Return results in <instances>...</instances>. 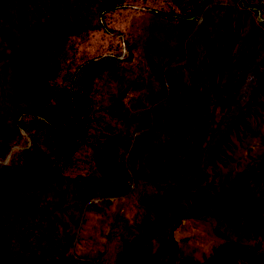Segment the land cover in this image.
Listing matches in <instances>:
<instances>
[{"label": "trees", "instance_id": "obj_1", "mask_svg": "<svg viewBox=\"0 0 264 264\" xmlns=\"http://www.w3.org/2000/svg\"><path fill=\"white\" fill-rule=\"evenodd\" d=\"M147 1L70 0L32 28L23 2L16 22L0 13L22 46L6 40L0 65V223L19 194L65 176L79 208L99 197L86 210L113 205L131 220L110 225L107 238L120 245L114 257L98 252L91 261L71 252L67 228L32 223L28 257L17 264H264V135L260 154L226 185L207 198L190 195L253 106L264 104V2ZM119 72L140 88L128 98L129 121L138 120L125 139L117 128L110 134L93 101L100 80ZM184 220L205 226L211 245L200 258L175 238Z\"/></svg>", "mask_w": 264, "mask_h": 264}, {"label": "rangeland", "instance_id": "obj_2", "mask_svg": "<svg viewBox=\"0 0 264 264\" xmlns=\"http://www.w3.org/2000/svg\"><path fill=\"white\" fill-rule=\"evenodd\" d=\"M19 1L27 6L28 28H32L37 20L52 19L51 10L53 7L55 11L63 13L65 8L71 4L70 0H38L35 4L33 0L30 2L28 0H0V13L4 16L12 14L14 21H18L15 4ZM162 1L164 0H148L146 5L150 8ZM6 40H10L11 45L21 50L22 46L19 43L18 35L0 17V65L9 58L10 50L7 48ZM142 64L147 65V62ZM126 77L122 72H119L113 76L102 78L93 93L94 103L99 109H103L104 116L110 119V126H112L109 128L110 134L113 135V127L117 128L124 139L129 133L135 132V122L138 120L136 118L134 121H129L128 98L140 89L130 86ZM145 80H148V75L142 80V85H147ZM104 86L106 93L103 92ZM102 92L106 95L105 97ZM214 115L217 120L220 116L218 109L214 111ZM263 133L264 104L262 106L255 105L250 114L245 117L243 127L239 128L236 134L228 137V142L216 165L202 169L201 177L195 181L191 189V197L207 198L220 185H226L230 176L241 169L249 158H254L260 154L262 145L259 137L264 135ZM126 141L127 139L124 140V143ZM128 158L129 154H126L125 150L124 152L119 150V160H123L127 164ZM70 185L65 176L45 189L35 193L26 192L18 195L14 210L4 216L0 223V257L7 259L9 264H17L20 257L24 262L28 257L25 244L28 242L30 224L33 223L35 227H38L40 220L52 222L59 231L67 228V234L71 231L73 238L71 239L70 250L77 258L89 256L90 258L86 259L91 261L97 257L98 252H102L100 258L103 260L114 257L112 254L120 250V245L117 241L107 238L110 235V225L114 220L119 221L118 225H120L122 220L128 219L116 213L113 210V205L109 209H104L102 213L86 210L90 203H99V197L88 199L83 207L79 208L75 201L68 200L72 196L70 195ZM75 220H78V226L73 225ZM128 221L131 223V220ZM43 229L44 226L41 230ZM204 229L203 224L184 220V223L175 232V238L182 244L194 246L196 258H200V256L208 253L211 245L209 237L204 234ZM242 241L243 244H253L251 239H243ZM259 249L264 251V241L261 242Z\"/></svg>", "mask_w": 264, "mask_h": 264}, {"label": "water", "instance_id": "obj_3", "mask_svg": "<svg viewBox=\"0 0 264 264\" xmlns=\"http://www.w3.org/2000/svg\"><path fill=\"white\" fill-rule=\"evenodd\" d=\"M258 12H259V10H257ZM258 15V14H257ZM258 17V19H260V17L259 16H257ZM9 157V151L7 152V158Z\"/></svg>", "mask_w": 264, "mask_h": 264}, {"label": "built area", "instance_id": "obj_4", "mask_svg": "<svg viewBox=\"0 0 264 264\" xmlns=\"http://www.w3.org/2000/svg\"><path fill=\"white\" fill-rule=\"evenodd\" d=\"M261 2H264V0H261ZM258 16V15H257ZM257 19H258V17H257Z\"/></svg>", "mask_w": 264, "mask_h": 264}]
</instances>
